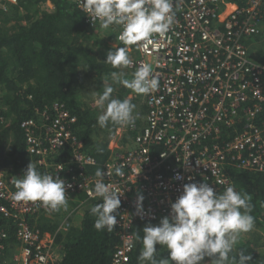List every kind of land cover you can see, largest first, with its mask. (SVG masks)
<instances>
[{
    "label": "built area",
    "instance_id": "2783aa9c",
    "mask_svg": "<svg viewBox=\"0 0 264 264\" xmlns=\"http://www.w3.org/2000/svg\"><path fill=\"white\" fill-rule=\"evenodd\" d=\"M75 1L89 28H98L101 22L89 18L84 0ZM263 1L237 2L227 11L230 0H174L170 30L164 37L153 34L144 47L143 42L126 46L119 39L122 26H111L116 41L130 51L129 68L150 64L159 81L155 92L144 94V121L118 127L110 156L99 167L103 182L114 186L121 201L120 242L111 264L131 262L134 224L170 217L171 203L183 194L185 184L207 183L218 193L228 186L236 190L232 167L264 173V61L255 59L246 43L262 31ZM16 3L0 0V7L7 10ZM4 108L0 104V125L7 121ZM51 109L53 116L42 114L47 123L22 121L28 155L33 164L65 181L68 199L83 192L86 200L102 203L94 192L100 178L88 173L98 161L71 129L76 116L59 100ZM119 166L123 176L115 173ZM16 191L0 169V221L14 227L10 235L0 226V264H57L56 235L30 222L46 207L39 201L14 200ZM69 227L66 220L57 232Z\"/></svg>",
    "mask_w": 264,
    "mask_h": 264
},
{
    "label": "trees",
    "instance_id": "16d2710c",
    "mask_svg": "<svg viewBox=\"0 0 264 264\" xmlns=\"http://www.w3.org/2000/svg\"><path fill=\"white\" fill-rule=\"evenodd\" d=\"M48 1H51L52 8L47 5ZM231 1L243 5L248 0ZM261 8L264 9V1ZM262 23L264 16L261 26ZM92 31L75 0H18L7 10L0 7V104L5 107L7 119L0 125V169L5 171L12 187H16L15 181L23 177L32 162L26 151L22 121L33 118L40 125L47 123L50 120L42 114L47 111L53 116L51 107L55 101L63 102L76 116L77 121L71 129L98 161V165L88 168L90 174L109 158L108 143L119 126L112 122L105 127L98 124V117L104 109L95 104V99L105 87L114 88L112 98L130 99L135 105L134 115L138 114L136 122L147 113L144 94H136L112 80L111 74L121 71L125 73L124 78L131 80L135 70L113 68L106 63V57L94 51V45L103 42ZM262 33L263 30L246 43L251 54L262 56L264 61V50L252 48ZM109 50L115 51V47H109ZM84 77L89 78V82ZM91 84L93 88L89 86ZM89 92L94 97H88ZM130 94L132 97L129 98ZM228 136L229 132L225 138ZM35 166L41 174L50 175L45 169ZM230 174L236 190L250 197L251 215L255 218L251 236L243 239L230 257H235L238 264L239 255L243 252L251 255L248 264H264V173L232 167ZM224 190L221 188L218 193ZM87 203L80 223L73 224L65 232L57 230L60 220L71 209L69 207L59 211L46 207L41 214L30 219L41 232L55 234L57 243L62 245L63 255L57 264H111L112 252L120 242L119 227L116 225L111 232L97 230L94 227L97 217L91 214L90 209L100 202L93 200ZM159 222L139 221L134 224L136 247L129 264H142L138 257L143 249V228ZM0 226L13 235L14 227L7 225V220L1 218ZM156 248L157 260L169 257L166 247L156 245Z\"/></svg>",
    "mask_w": 264,
    "mask_h": 264
},
{
    "label": "clouds",
    "instance_id": "9594fccd",
    "mask_svg": "<svg viewBox=\"0 0 264 264\" xmlns=\"http://www.w3.org/2000/svg\"><path fill=\"white\" fill-rule=\"evenodd\" d=\"M174 0H84L85 11L91 20H99L101 27L122 26L119 39L126 45L143 42L142 47L152 43L153 34L164 37L175 20ZM127 47H115L107 53L106 63L113 68H126L132 64ZM150 64H142L133 73L131 80L124 78L123 71L113 72V83L122 84L136 94H150L158 89L159 81L152 75ZM114 88L106 86L95 99L101 107L98 117L101 127L109 122L123 127L135 126L138 114L130 99L112 98ZM123 166L115 169L123 176ZM94 192L102 203L90 209L95 215L94 227L111 232L116 227L120 193L113 185L105 184V173L97 169ZM17 191L12 194L16 201H39L53 211L67 209L68 198L65 181L52 175L41 174L35 164L29 163L22 178L15 181ZM143 197H138L137 209L142 210ZM251 199L246 193L228 186L222 193L214 192L207 183H187L183 194L171 203V216L163 217L158 225L148 224L143 228V249L138 257L142 264H202L206 257L210 264H237L230 257L241 233L251 231L255 226ZM156 245L169 250L167 259L157 260ZM134 246L132 244L129 245ZM251 255L243 252L238 264H248Z\"/></svg>",
    "mask_w": 264,
    "mask_h": 264
},
{
    "label": "crops",
    "instance_id": "0c3cea01",
    "mask_svg": "<svg viewBox=\"0 0 264 264\" xmlns=\"http://www.w3.org/2000/svg\"><path fill=\"white\" fill-rule=\"evenodd\" d=\"M235 3H237V2H235V1H231L230 0V4H229V6L227 7V11L228 10H231V9H233L234 7H235ZM49 4H51V2L49 3ZM49 6V5H48ZM49 7H53V6H49ZM106 39L103 37L102 39L104 40V43H105V46H110V47H123V45L122 44H120V43H118L117 41H116V39H115V34L112 32V35L110 36H107L106 35ZM111 37V38H110ZM111 39L112 41H109L108 39ZM260 39V38H259ZM110 43H109V42ZM109 43V44H108ZM110 44H112V45H110ZM254 45V44H253ZM255 51H257V50H259V49H264L263 47H262V44L261 43H257V45L255 44L253 47H252ZM128 55H130V51H128ZM262 61V60H261ZM127 69H131V68H129V67H127ZM125 71H126V69H125ZM85 78V80H86V82L88 81L89 82V78H87V77H84ZM87 95H88V97H94V96H92V95H90V92L89 93H87ZM130 97H132V94H130L129 95V98ZM143 117V116H142ZM141 117V118H142ZM144 117H145V115H144ZM120 126V125H119ZM118 126V127H119ZM118 127L116 128V130L118 129ZM116 130H115V132H114V134L112 135V137L110 138V140H109V143H108V148L110 149V151H111V146H113L114 145V138H115V136H116ZM115 135V136H114ZM114 137V138H113ZM113 139V140H112ZM112 142V143H111ZM110 146V147H109ZM94 156V155H93ZM75 197H73V198H70V199H68V207L69 208H71L65 215H64V217L60 220V222H59V225H58V227L64 222V221H68L69 223H70V227L74 224H79L80 223V221H81V219H82V217H81V215H82V213H83V211L85 210V205H87L88 203H87V201H93V200H86V195H85V193H83V192H81L80 194H76V195H74ZM80 197H82V199L80 198ZM85 199V202H82L83 200ZM63 212V211H62ZM41 214V213H40ZM34 226V225H33ZM35 227V226H34ZM69 227V228H70ZM68 228V229H69ZM253 230V229H252ZM251 230V231H252ZM254 230H257L256 228L254 229ZM66 231H68V230H66ZM251 231H249V233L251 232ZM65 232V231H64ZM56 244H57V248H59V250H58V252L60 253V255H61V257H62V250H63V247H62V245L61 244H59V243H57V241H56ZM205 261V262H204ZM203 262H202V264H210V261L208 260V259H206V260H204Z\"/></svg>",
    "mask_w": 264,
    "mask_h": 264
},
{
    "label": "rangeland",
    "instance_id": "374dc122",
    "mask_svg": "<svg viewBox=\"0 0 264 264\" xmlns=\"http://www.w3.org/2000/svg\"><path fill=\"white\" fill-rule=\"evenodd\" d=\"M51 1H48L47 2V5H51V6H53L52 5V3L51 4H49ZM262 30H263V33L261 34V38L260 39H258L256 42H255V44L257 45V43H261L262 44V47L264 48V23H262V28H261ZM112 29H111V26L108 28V29H104V28H102L101 27V25L98 27V28H96L95 30H93L92 31V33L97 37V39H100L102 42H103V44H100V45H94L95 47H94V51L98 54V55H100V56H104V57H106L107 58V53L110 51L109 50V47L108 46H105V43H104V40L102 39L103 37L106 39L107 37H106V35L107 36H111L112 35ZM111 38V37H110ZM108 39L109 41H112L111 39ZM108 41V42H109ZM92 43H93V41H91ZM110 43V42H109ZM108 43V44H109ZM253 44H254V42H253ZM110 45H112V44H110ZM249 48H250V46H249ZM264 50V49H263ZM257 51H259V50H257ZM253 56V55H252ZM255 59H257V60H261V57L262 56H260V55H258V56H253ZM264 57V56H263ZM90 87H94V85L93 84H91V85H89ZM144 116L139 120L140 122H142V121H144ZM251 232L249 233V232H247V233H241L240 235H239V237H238V241H237V243H236V245L234 246V248L237 246V245H239V243L243 240V239H246V238H248V237H250L251 236ZM206 259H208L209 261L212 259V258H209V257H206L205 258V260ZM205 262V261H204Z\"/></svg>",
    "mask_w": 264,
    "mask_h": 264
}]
</instances>
